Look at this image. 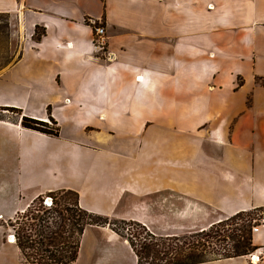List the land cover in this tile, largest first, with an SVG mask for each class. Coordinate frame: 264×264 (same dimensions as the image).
<instances>
[{"label":"crops","instance_id":"1","mask_svg":"<svg viewBox=\"0 0 264 264\" xmlns=\"http://www.w3.org/2000/svg\"><path fill=\"white\" fill-rule=\"evenodd\" d=\"M0 12L21 38L0 107L60 129L0 118V264H31L9 223L53 191L162 236L264 207V0H0ZM253 242L259 262L200 264H264V226ZM74 264L139 262L91 225Z\"/></svg>","mask_w":264,"mask_h":264},{"label":"trees","instance_id":"2","mask_svg":"<svg viewBox=\"0 0 264 264\" xmlns=\"http://www.w3.org/2000/svg\"><path fill=\"white\" fill-rule=\"evenodd\" d=\"M96 25L99 23L96 22ZM41 34L36 26L35 38L39 39ZM3 109L22 114L21 109L15 107ZM50 120L57 125L56 120ZM21 124L48 135L60 134L58 125L50 127L48 122L27 115L22 116ZM48 194L53 197L49 207L41 205L32 211L29 205L23 212L29 211L25 215L27 219L20 221L19 215L14 222L10 221L9 226L27 262L74 264L79 257L81 239L86 228L91 225H109L113 228L115 222H111L112 219L107 216L83 208L79 203V194L74 190L64 189ZM41 198L34 199L33 203ZM259 209L262 207L238 212L204 230L183 235H156L145 225L132 221L141 230L128 228V236L125 237L129 240L139 264H200L244 256L258 247L253 242L252 221L239 224L238 220L242 215L251 216ZM226 226L234 227L231 232H227Z\"/></svg>","mask_w":264,"mask_h":264},{"label":"rangeland","instance_id":"3","mask_svg":"<svg viewBox=\"0 0 264 264\" xmlns=\"http://www.w3.org/2000/svg\"><path fill=\"white\" fill-rule=\"evenodd\" d=\"M0 13H2V14H0V73H2L5 69H7L9 66H11L14 63V61L16 60V58L18 57V54L20 52V47H21V38H20V36H18L14 32V26H13L14 22L11 20V17H9L10 14L6 13V12H0ZM7 82L9 83V81H7ZM3 108L4 107H0V118H3L5 120L11 121V122L19 121V123L21 124V118L23 115L30 116V115L25 114V113L23 114V111L21 114L20 112L5 110ZM35 119H37V118H35ZM50 119H54L51 116V114H49V117L45 118V120L43 119V121L48 122L50 127L57 126ZM39 120H42V119H39ZM21 126L23 128H26L22 124H21ZM27 129H30V128H27ZM51 136H53V135H51ZM40 197H42L40 200H37L35 203H33V201H34L33 200L29 204V205H31L30 209L32 211H35V209L39 208L41 205H42V207H43V205L49 207V205H51V203L53 201L52 200L53 197L50 194L41 195ZM23 212L24 211L19 212L12 221L14 222L19 215H20V221H25L27 219L25 217V215L28 214L29 211H26L25 213H23ZM263 219H264V207H262V209L254 211L251 214V216H249L248 214L242 215L241 219L238 220V223L241 224V223L248 222L251 220L252 221V229H253V227L260 224ZM111 222H115V225L113 226V228L116 229L117 232L119 234H121L122 236L124 235V237L128 236V228L135 229V230H141L137 224L132 222V220L124 222L122 220L112 219ZM233 227L234 226H226L225 230H227V232H231ZM11 233L13 234V230ZM252 234H254L253 230H252ZM9 239H10V237H9ZM252 255H258L260 257L261 254H260L258 248L256 250L252 251L251 253L244 255V256L249 257V259H251V261H253ZM259 261L260 260H258L257 262H259ZM215 264H247V263L244 259H239V260H234V261L225 260V261H221V262H216Z\"/></svg>","mask_w":264,"mask_h":264},{"label":"built area","instance_id":"4","mask_svg":"<svg viewBox=\"0 0 264 264\" xmlns=\"http://www.w3.org/2000/svg\"><path fill=\"white\" fill-rule=\"evenodd\" d=\"M93 26H94V43H95V47L100 49V50H104L105 46H106V29L105 26L101 23H99V25H96V22H92ZM264 226V219L262 220V222L260 224H258L257 226L253 227V233L258 232L261 227ZM15 237L14 234H11L9 237ZM255 255H252V258ZM260 257L258 256V259Z\"/></svg>","mask_w":264,"mask_h":264},{"label":"bare ground","instance_id":"5","mask_svg":"<svg viewBox=\"0 0 264 264\" xmlns=\"http://www.w3.org/2000/svg\"><path fill=\"white\" fill-rule=\"evenodd\" d=\"M10 241H11V242H14V241H15V237L11 236V237H10ZM258 260H260V258L258 259V256L255 255V256L253 257V262H257Z\"/></svg>","mask_w":264,"mask_h":264}]
</instances>
